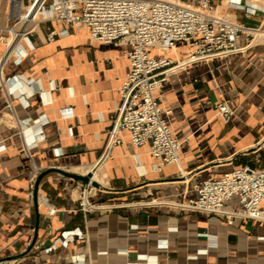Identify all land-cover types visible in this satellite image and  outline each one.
I'll list each match as a JSON object with an SVG mask.
<instances>
[{
  "label": "crops",
  "instance_id": "1",
  "mask_svg": "<svg viewBox=\"0 0 264 264\" xmlns=\"http://www.w3.org/2000/svg\"><path fill=\"white\" fill-rule=\"evenodd\" d=\"M248 3L259 5L251 15L221 7L258 28L264 5ZM12 23L8 0H0V57ZM59 27L43 21L31 37L35 46L22 41L25 57L20 63L9 58L2 69L0 257L24 251L39 220L36 244L10 264H76L75 258L84 264H264L263 220L235 217L229 223L225 215L180 204L203 178L244 164L264 166V41L178 66L161 94L174 109L170 119L183 140L182 156L157 171L148 145L133 146L128 133L104 155L121 102L118 88L130 67L128 45L94 40L87 29L49 42V30ZM188 52L182 43L171 55L183 60ZM221 101L233 108L228 120L217 113ZM67 106L73 116L61 114ZM45 117L39 135L37 122ZM23 118L30 121L28 135L20 129ZM28 153L43 169L81 173L103 158L94 172L102 186L91 198L101 207L85 215L77 198L80 181L56 172L43 177L36 202L29 194ZM230 203L237 206V198ZM72 229L84 235L65 244L63 231Z\"/></svg>",
  "mask_w": 264,
  "mask_h": 264
},
{
  "label": "built area",
  "instance_id": "2",
  "mask_svg": "<svg viewBox=\"0 0 264 264\" xmlns=\"http://www.w3.org/2000/svg\"><path fill=\"white\" fill-rule=\"evenodd\" d=\"M227 8H238L246 15L256 12L259 5L244 0H228ZM13 23L4 37L6 50L0 57V87L5 85L2 69L14 57L20 63L28 50L21 46L31 40L43 21L55 20L59 28L50 29L49 42L58 35L87 29L89 36L103 43L128 45L126 54L130 67L118 88L120 105L112 115V124L104 155L125 143V133L133 146L148 145L154 157V169L162 171L169 163H179L183 140L175 131L170 116L173 107L164 105L161 89L179 65L213 57L243 52L256 42L257 29L219 12L213 0H8ZM189 45L188 56L178 60L175 53L180 44ZM217 113L228 120L233 108L227 101L217 104ZM61 114L73 116L72 106L63 107ZM46 117L37 122L42 135ZM27 118L19 119L21 131L28 135ZM32 144V141H28ZM29 194L43 169L28 153ZM196 194L180 204L192 210L225 215L229 223L235 217L264 221V166L244 164L225 171L220 177H206L195 183ZM97 190L92 183L80 182L78 204L87 215L101 207L91 198ZM236 197L237 206L230 201ZM55 208L51 212H55ZM65 244L78 229L63 231ZM54 244L47 247L53 249ZM74 263L84 264L75 258Z\"/></svg>",
  "mask_w": 264,
  "mask_h": 264
},
{
  "label": "water",
  "instance_id": "3",
  "mask_svg": "<svg viewBox=\"0 0 264 264\" xmlns=\"http://www.w3.org/2000/svg\"><path fill=\"white\" fill-rule=\"evenodd\" d=\"M102 160H103V158L100 159L96 163V165L92 169L88 170L86 173H81V172L65 169L63 167L56 166V165L42 169L38 173L36 180H35L34 191H33V197H34L35 201L36 202L38 201L39 187H40L41 180L43 179V177L45 175H47L50 172H56V173L61 174V175L70 176V177L77 179L80 182H83V183H89L90 182L97 187H101L102 184L100 183V181H98L97 179L94 178V170L99 166V164ZM38 217H39V215H38ZM38 228H39V220L36 223L33 238L31 240L30 244L28 245V247L20 253L10 254V255L0 257V264H10V260L18 258V257L26 254L27 252H29L37 242Z\"/></svg>",
  "mask_w": 264,
  "mask_h": 264
},
{
  "label": "rangeland",
  "instance_id": "4",
  "mask_svg": "<svg viewBox=\"0 0 264 264\" xmlns=\"http://www.w3.org/2000/svg\"><path fill=\"white\" fill-rule=\"evenodd\" d=\"M182 1H185V0H182ZM227 1L225 2V0H221V2L218 3L219 4V12L220 13H225L224 6L226 5ZM244 1L248 2V0H244ZM255 1H258L260 4L264 5V0H255ZM223 4H225V5L223 7H221V5H223ZM262 28H264V23H263L262 26L258 27V29H262ZM255 41H264V38L263 37H259L258 38V34H257Z\"/></svg>",
  "mask_w": 264,
  "mask_h": 264
},
{
  "label": "bare ground",
  "instance_id": "5",
  "mask_svg": "<svg viewBox=\"0 0 264 264\" xmlns=\"http://www.w3.org/2000/svg\"><path fill=\"white\" fill-rule=\"evenodd\" d=\"M226 1H227V0H225V2H226ZM256 31H257V34H258V38H259V37H263V38H264V28H262V29H257ZM98 169H99V168H98ZM96 170H97V169H96ZM94 172H95V170H94ZM94 175L97 176V175H98L97 172H96ZM94 178H95V176H94ZM96 178H98V177H96ZM96 178H95V179H96ZM101 178H102V176H101ZM100 180H101V179H100Z\"/></svg>",
  "mask_w": 264,
  "mask_h": 264
}]
</instances>
